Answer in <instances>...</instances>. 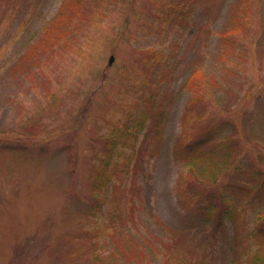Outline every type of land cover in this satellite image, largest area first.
<instances>
[{"label":"rangeland","instance_id":"1","mask_svg":"<svg viewBox=\"0 0 264 264\" xmlns=\"http://www.w3.org/2000/svg\"><path fill=\"white\" fill-rule=\"evenodd\" d=\"M66 2L0 0V264H247L264 191L227 185L264 173V0H87L48 39ZM205 126L244 147L203 187L178 144Z\"/></svg>","mask_w":264,"mask_h":264},{"label":"trees","instance_id":"2","mask_svg":"<svg viewBox=\"0 0 264 264\" xmlns=\"http://www.w3.org/2000/svg\"><path fill=\"white\" fill-rule=\"evenodd\" d=\"M87 0H68L60 9L59 13L56 15L55 19L51 21V26L48 30V39L49 36L54 38L56 34V38L60 40V38H65L67 33L69 32V25L73 24L74 20L78 17L79 13L81 12L83 6L85 5ZM245 2H249V0H244ZM250 11L249 6H247L243 12L248 13ZM236 23V22H234ZM239 29H230L228 32L237 33ZM228 38V35H226ZM36 52V47L32 48L31 51L28 53L27 57L24 60L32 57V55ZM22 62L19 63V67L21 66ZM202 72H196V78L193 80H189L190 87L196 86L197 83L203 86L204 84L198 81ZM210 86L211 83H209ZM195 98L192 100L193 103H198L200 101V93L195 92ZM204 102V100H202ZM151 109V108H150ZM153 109V108H152ZM149 111V109L147 110ZM144 112L143 116L148 115V112ZM185 122L189 125V121L194 123L199 119L200 123L205 120V116L193 115V110L191 107H188L185 113ZM225 122V121H224ZM209 127V126H208ZM205 126V129L202 130L199 134V138L196 140L191 141L187 145H184L182 142L179 143L178 154L180 157L184 159L187 163V172H190L196 180L199 182L200 185L203 187L210 186L212 184H216L220 177L227 176L228 172L230 173L231 169L235 168L236 163L241 159V152L243 150L244 145L242 144V140L239 136L236 135L235 132L232 134H228L227 136L222 137L221 139L215 140L213 138L214 133L216 132L218 127H213L212 129ZM250 137H253L250 131H247ZM256 143H259L258 137L251 138ZM263 143V142H262ZM181 144V145H180ZM115 146V142L107 144V150L112 151ZM28 154V151L24 152ZM113 153V152H112ZM112 153L108 154V161L112 159ZM106 168L103 167V171L99 174V178L106 177L105 181L108 182V176L106 173ZM243 171L239 169V172ZM201 173V176L198 174ZM255 176H251L250 183H252L253 187L251 186H243L240 185L234 187L233 185H227L230 189H235V191H239L242 196H250L253 200V196H256L264 191V173L260 170ZM97 178L93 182V190L99 189L100 187L97 185ZM102 183L104 187L106 183ZM234 193V192H233ZM239 194V195H241ZM232 197H235L232 195ZM221 198V197H220ZM263 197L260 196V199ZM222 201V200H221ZM220 201V202H221ZM224 201V202H223ZM223 203H230V201H226L223 199ZM205 210L203 209V214L205 217L212 219L213 217H218V222L224 218L225 214L229 211L223 208L222 212L217 211V207L212 205L211 203L206 206ZM216 209V210H215ZM202 212V210H201ZM263 214H260L257 221L260 223L258 224L259 228L255 234L257 241L260 243V248L249 257V262L247 264H264V219L262 221Z\"/></svg>","mask_w":264,"mask_h":264},{"label":"water","instance_id":"3","mask_svg":"<svg viewBox=\"0 0 264 264\" xmlns=\"http://www.w3.org/2000/svg\"><path fill=\"white\" fill-rule=\"evenodd\" d=\"M113 60H114V58L112 57V58L110 59V63H112V62H113Z\"/></svg>","mask_w":264,"mask_h":264}]
</instances>
